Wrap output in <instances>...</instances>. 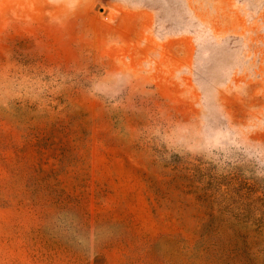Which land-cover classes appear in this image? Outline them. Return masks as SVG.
I'll use <instances>...</instances> for the list:
<instances>
[{
  "label": "rangeland",
  "instance_id": "rangeland-1",
  "mask_svg": "<svg viewBox=\"0 0 264 264\" xmlns=\"http://www.w3.org/2000/svg\"><path fill=\"white\" fill-rule=\"evenodd\" d=\"M0 264H264V0H0Z\"/></svg>",
  "mask_w": 264,
  "mask_h": 264
},
{
  "label": "crops",
  "instance_id": "crops-1",
  "mask_svg": "<svg viewBox=\"0 0 264 264\" xmlns=\"http://www.w3.org/2000/svg\"><path fill=\"white\" fill-rule=\"evenodd\" d=\"M155 22V13L148 9H124L120 11L116 18V27L113 29L119 36L126 35L127 45L140 48L143 52L152 48L159 55H169L174 61L173 70H181L188 67L192 61L191 43L184 39L186 49L182 48V43L178 41L175 45L167 47L171 41H164L153 46L151 33ZM176 42V41H174ZM167 53V54H166Z\"/></svg>",
  "mask_w": 264,
  "mask_h": 264
}]
</instances>
